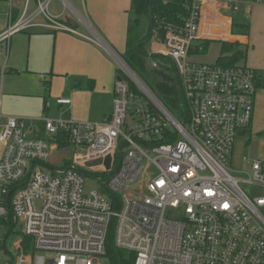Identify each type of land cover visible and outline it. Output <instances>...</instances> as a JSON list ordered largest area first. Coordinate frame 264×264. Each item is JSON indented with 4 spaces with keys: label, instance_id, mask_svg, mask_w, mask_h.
Wrapping results in <instances>:
<instances>
[{
    "label": "built area",
    "instance_id": "built-area-1",
    "mask_svg": "<svg viewBox=\"0 0 264 264\" xmlns=\"http://www.w3.org/2000/svg\"><path fill=\"white\" fill-rule=\"evenodd\" d=\"M53 1L25 0L16 16L11 3L0 43L41 27L107 49L86 13L57 0L56 14ZM256 4L264 0H183L187 16L180 24L157 21L156 34L164 37L150 55L170 58L176 67L185 122L116 55L123 71L112 113L101 122L44 116L40 138L38 121L3 112L6 66H0V264H100L112 222L116 246L134 252V264H264V164L252 162L246 176L231 168L236 139L254 119L257 72L191 60L195 44L226 40L234 14ZM60 133L75 152L73 161L57 167L50 158ZM97 160L101 164L88 166ZM116 165L105 180L101 174ZM86 178L98 189L85 193ZM108 193L118 195L119 207ZM24 237L31 239V255Z\"/></svg>",
    "mask_w": 264,
    "mask_h": 264
},
{
    "label": "crops",
    "instance_id": "crops-1",
    "mask_svg": "<svg viewBox=\"0 0 264 264\" xmlns=\"http://www.w3.org/2000/svg\"><path fill=\"white\" fill-rule=\"evenodd\" d=\"M80 3L107 49L72 33L41 27L12 34L0 43V46L5 44L6 55L0 64L6 66L2 98L5 114L28 116L22 118L30 124L32 117H37L35 122L43 124L39 120L44 116L54 120L74 117L101 122L112 113L118 69L114 56L126 50L131 0H81ZM53 10L56 14L61 10L59 2ZM247 14L251 16L248 36L230 31L226 40L218 41L249 45L244 64L261 72L264 71V4L253 5ZM63 20L76 25L69 18ZM161 46V40L153 38L147 48L152 52ZM41 73L48 80L39 77ZM257 97L256 92V100ZM255 115L252 125L237 138L253 128Z\"/></svg>",
    "mask_w": 264,
    "mask_h": 264
},
{
    "label": "trees",
    "instance_id": "trees-1",
    "mask_svg": "<svg viewBox=\"0 0 264 264\" xmlns=\"http://www.w3.org/2000/svg\"><path fill=\"white\" fill-rule=\"evenodd\" d=\"M183 0H131L129 10V23L127 33L126 50L120 57L124 62L140 76L147 74V55L144 49L153 38L162 40V32L156 34L157 21L165 19L168 22L180 24L187 16L184 10ZM144 19L147 21V30L144 29ZM251 21L245 11L240 10L234 14L232 23V33L234 35L248 36L250 34ZM212 40L201 41L194 46L196 53H205L209 49ZM221 44L220 55L216 63L221 66L245 65L247 60L249 45L240 42L218 41ZM159 64V68L148 72L147 84L151 90L160 98L168 110L181 122L189 118L188 106L181 86L180 78L172 60L163 55L153 54L151 57ZM257 72L256 89L264 88V71ZM263 72V73H262ZM121 70L117 69V76ZM41 131L38 137L44 138L45 132L43 124H39ZM167 137H170L167 136ZM59 148L70 145L64 133L58 136ZM166 142L161 139L160 143ZM117 165L111 173H102L105 180L115 172ZM93 175V174H92ZM95 175V174H94ZM97 175V174H96ZM109 198L115 200L119 207V197L115 193H108ZM13 222L8 224V229L13 232ZM22 247L25 250L31 248V239L24 237ZM110 264H134L136 254L131 251L120 249L115 244V222H112L106 240V256Z\"/></svg>",
    "mask_w": 264,
    "mask_h": 264
},
{
    "label": "rangeland",
    "instance_id": "rangeland-1",
    "mask_svg": "<svg viewBox=\"0 0 264 264\" xmlns=\"http://www.w3.org/2000/svg\"><path fill=\"white\" fill-rule=\"evenodd\" d=\"M24 1L25 0H0V26H7L9 23V13H10V9H11V3H13L12 8H13L14 14L16 16V13L18 12V10L19 9L22 10ZM57 2H58L57 0L53 1L52 8H51L52 11H54L53 7L55 6V4ZM70 2L72 3V5H74V7L77 10L82 11V5L80 3L81 0H70ZM33 8L34 7H31L30 11ZM67 13H70V12L67 11ZM82 13H83V11H82ZM229 15L233 16V14H229ZM247 15H248L247 17L250 19V17H251L250 14H247ZM65 17H67V16L65 15ZM67 18H69L70 20H73L77 24V21L75 20V18L73 16H71V17L68 16ZM147 24L148 23H147L146 19H144V29L145 30H147ZM212 41H213L212 45L210 46L208 51H206L205 53L193 54L191 56V60H193L194 62H198V63H213V62H215L217 56L220 54V43L217 40H212ZM148 45L149 44H146L144 46V49L146 51V55L148 54L147 55V66H148L147 74L149 71L159 68L158 62L151 58L153 53H152V55H150V52L147 48ZM4 48H5V44L3 46H0V64H2V61L6 57V55L4 53ZM159 55H161V54H159ZM116 65L122 72L123 70L117 62H116ZM147 74H145V76H140L139 74H137V76H139V78L144 82L147 89L150 92H152V94H154V96H157L147 84V81L149 79ZM41 75H44V76L42 77L39 75V77H42V78L45 77L46 80H48L47 75L45 73H41ZM42 82L44 83L47 81H42ZM262 93H263V96L261 95ZM257 95H258V97L256 100V105H255L256 115L254 114L255 115V124L253 125V128L251 130H249L243 137L236 139L234 151H233V155H232V159H231L232 170L236 171L238 173V175H240V176H246L243 172L247 171V169L250 168V164L252 162L259 160L264 164V88H259L257 91ZM2 106H3V99H2ZM19 116L20 117H28V116H22V115H19ZM58 116L59 115H55V117H58ZM32 118H34V120L31 124H35L37 117H32ZM71 119L75 122H89V121L93 122L94 121V120H79V119H76L74 117H72ZM38 120H39V118H38ZM95 122H99V121H95ZM74 152H75V149L71 145L64 147V148H58L57 150L52 152L50 162L57 167H62L66 164L68 165L69 162L73 161ZM244 157L247 158V161L243 160ZM46 170H48V169H46ZM151 170L154 171L153 168ZM241 185L248 193L252 192V187H249L245 184H241ZM93 189H98V184L93 182L90 178H86L85 179V193H89ZM17 236H21V235L17 234ZM12 239H14V237ZM12 249H14V248H12ZM31 250L32 249L26 250L25 253L28 255H31L32 254ZM99 262H100V264H110L109 260L104 256L99 259Z\"/></svg>",
    "mask_w": 264,
    "mask_h": 264
},
{
    "label": "water",
    "instance_id": "water-1",
    "mask_svg": "<svg viewBox=\"0 0 264 264\" xmlns=\"http://www.w3.org/2000/svg\"><path fill=\"white\" fill-rule=\"evenodd\" d=\"M117 54V53H116ZM119 56V55H118ZM120 57V56H119ZM121 58V57H120ZM121 60H123L122 58H121ZM124 61V60H123ZM101 160H97V161H94V162H91V163H89L88 164V166H96V165H99V164H101ZM105 164H106V166H107V168H110V164H111V157L109 156V157H107V159H106V161H105Z\"/></svg>",
    "mask_w": 264,
    "mask_h": 264
}]
</instances>
